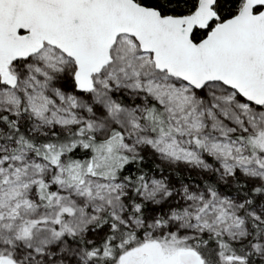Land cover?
Here are the masks:
<instances>
[{"label":"snow or ice","instance_id":"6c2138e0","mask_svg":"<svg viewBox=\"0 0 264 264\" xmlns=\"http://www.w3.org/2000/svg\"><path fill=\"white\" fill-rule=\"evenodd\" d=\"M0 264H264V0H0Z\"/></svg>","mask_w":264,"mask_h":264}]
</instances>
